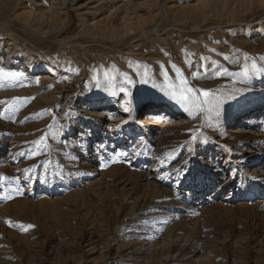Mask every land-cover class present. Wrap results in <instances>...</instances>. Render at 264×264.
<instances>
[{
    "label": "rangeland",
    "instance_id": "374dc122",
    "mask_svg": "<svg viewBox=\"0 0 264 264\" xmlns=\"http://www.w3.org/2000/svg\"><path fill=\"white\" fill-rule=\"evenodd\" d=\"M0 264H264V0H0Z\"/></svg>",
    "mask_w": 264,
    "mask_h": 264
},
{
    "label": "snow or ice",
    "instance_id": "6c2138e0",
    "mask_svg": "<svg viewBox=\"0 0 264 264\" xmlns=\"http://www.w3.org/2000/svg\"><path fill=\"white\" fill-rule=\"evenodd\" d=\"M201 95H203V96H207L208 93H207V92H203V93H201ZM182 99H183L184 101L188 102V103H191V102H192L190 97H182ZM178 102H179V101H178ZM206 102H207V101H205V103H206Z\"/></svg>",
    "mask_w": 264,
    "mask_h": 264
}]
</instances>
